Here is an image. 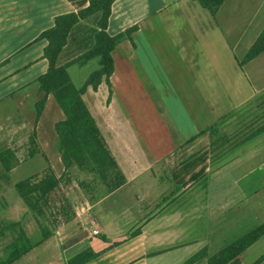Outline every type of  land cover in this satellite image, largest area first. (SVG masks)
<instances>
[{"label": "crops", "instance_id": "1", "mask_svg": "<svg viewBox=\"0 0 264 264\" xmlns=\"http://www.w3.org/2000/svg\"><path fill=\"white\" fill-rule=\"evenodd\" d=\"M88 2L0 0V143L16 155L11 172L24 173L9 190L11 221L26 213L13 188L17 181L48 166L56 175L58 166L64 169L55 132L64 114L52 94L35 123L42 95L37 79L48 67L47 41L40 35L56 16ZM92 23L90 18L75 26L59 65L84 50ZM131 27V39L123 38L111 52L110 92L103 80L82 96L124 183L73 205L74 219L37 246L23 228L10 232L9 253L17 243L32 244L27 254L51 252L50 261L55 256L62 264L87 248L97 256L85 264H182L203 248L209 255L221 250L228 237L240 231L243 236L264 216V187L259 191L247 181L244 187H222L218 181L229 169H240L232 179L238 185L264 168V160L248 165L264 142V132L248 138L264 124V52L238 65L264 27V0H224L214 16L193 0H115L107 33ZM213 28L218 43L208 41ZM240 46L237 57L233 48ZM90 64L98 69V58L68 67L81 86ZM92 229L98 233L88 237ZM256 242L227 264H253L264 253L243 256Z\"/></svg>", "mask_w": 264, "mask_h": 264}, {"label": "trees", "instance_id": "2", "mask_svg": "<svg viewBox=\"0 0 264 264\" xmlns=\"http://www.w3.org/2000/svg\"><path fill=\"white\" fill-rule=\"evenodd\" d=\"M115 0H89L88 5L78 10L58 15L54 18L51 28L41 33L40 38L47 41L43 50V57L47 60L46 72L37 79L39 93L41 97L35 103V123L38 122L47 99V95L52 94L57 105L64 114V119L55 124L57 134V150L64 171L72 167L81 170H90L97 173L102 180L111 176L114 181L110 184L109 190H113L124 183V177L116 162L108 151L107 145L97 128L94 119L90 115L83 94L87 88L97 90L99 84L104 80L110 92L109 78L113 72V60L111 52L123 38L131 39L132 32L136 27H131L116 35H109L106 31L108 19L111 13V6ZM201 7L207 9L212 15L215 14L224 0H193ZM93 19V27L89 29V36L84 45V50L70 61L59 65L58 59L63 49L68 43V39L73 29L81 20ZM264 52V27L249 47L244 57L238 61L242 67L253 58ZM98 58L99 68L91 72L83 85L77 88L68 73V67L77 64L83 66L90 60ZM264 132V124L255 129L248 138ZM34 144V134L29 139ZM17 158L14 152L9 149L0 151V165L5 172H9L16 164ZM61 177H58L54 170L48 168L41 174H35L17 181L13 188L19 196L26 210L30 212L39 224L40 239L33 246H37L52 236L53 231L59 224L72 221L75 213L69 205L64 195H56L60 185ZM61 202L62 222L58 221V215L54 212V205ZM57 210V209H56ZM48 218L52 228H49L44 221ZM16 223L10 225L15 226ZM9 226V227H10ZM264 236V222L245 233L240 238L234 240L221 250L212 255L203 248L193 256L185 260L182 264H193L202 258H206L207 264H227L253 243ZM32 245V244H31ZM31 245L14 244L9 256L0 264H12L22 256L26 255ZM90 248L74 255L67 260V264H85L96 257ZM264 260V254L253 264H259Z\"/></svg>", "mask_w": 264, "mask_h": 264}, {"label": "rangeland", "instance_id": "3", "mask_svg": "<svg viewBox=\"0 0 264 264\" xmlns=\"http://www.w3.org/2000/svg\"><path fill=\"white\" fill-rule=\"evenodd\" d=\"M171 0H165V2H170ZM214 16V15H213ZM229 18V16L227 17ZM217 30L213 28L212 33H211V38H209L208 41H213L215 43L219 42V38L217 37L216 34ZM222 33H220L221 35ZM250 34V33H248ZM249 36V35H248ZM221 37V36H220ZM221 39V38H220ZM231 42V41H230ZM216 50H221L223 51V46L221 47L219 44H213L212 45ZM233 48V47H232ZM235 52V55L237 57L241 56V46L237 48H233V53ZM223 53V52H222ZM233 61V56L228 54V60ZM227 61V58H226ZM88 71H86V74H90L94 70L97 69L96 67H91V64L87 66L86 68ZM77 73H79V70H76ZM259 71V69H258ZM69 74L72 77V81L74 85L79 88L81 86V81L79 80V76L75 75V72L73 69H70L68 71ZM247 73L252 75L251 68H248ZM55 103V102H54ZM51 119V118H50ZM48 118H46V122H48ZM33 135V134H32ZM7 143H0V151L3 147L7 146ZM260 148V152L257 154L256 157H253L251 161H249L248 165L253 163L254 165H258L263 162L264 160V142L261 144V146L257 147L256 149L258 150ZM16 165V164H15ZM59 167V172L57 175L58 177H61L60 179V185L59 188L57 189V192L55 193L53 197H59L64 195V197L67 199L69 205L73 209V205H79V202H83V199H88L91 201V199L96 196V194L103 193V189L107 190L110 186V184L114 181V179L111 176H108L106 180H102L100 176L92 172L90 170H81L77 167H72L70 169H67L64 171V169H60ZM62 168V166H61ZM13 169V168H12ZM11 169V170H12ZM11 170L8 173L3 172V168L0 165V187H2L3 194L0 195V263L4 261L8 256H9V247H12L8 242L10 241V232L16 231L17 229L23 228L24 232L28 234L30 240L32 241V244H36L37 241L40 239L41 234L39 231V224L35 217L26 210V213L19 218V220L16 222L11 221L9 218H7V200L10 201L9 198V190L11 189L12 182L15 180V177L19 175H23L24 173L19 172H11ZM240 169L239 170H234L229 169V171L225 174L220 175V178L218 181L223 182L222 187H244L245 182L247 181L249 183V187H256L257 190L262 191L264 187V168H258L253 174L247 176L242 180V182L238 183V185H234L232 183V179H234L238 174H240ZM11 172V173H10ZM3 175V176H2ZM143 179V178H140ZM164 185V184H161ZM137 187H141L139 182H137ZM203 187V186H201ZM15 191V190H14ZM105 192V191H104ZM261 204H264L263 201H261ZM54 207V212L57 214L60 213L61 210V202L57 201V198L55 202L53 203ZM57 209V210H56ZM264 209V207H263ZM262 210V209H261ZM74 211V210H73ZM4 215V216H2ZM59 217L57 218L58 221L61 223L63 218L61 217V214L58 215ZM264 222V216H260L257 220L253 221L254 227L258 226L259 224ZM13 223H16L15 226L11 227ZM46 225L49 228H52L50 221L48 218L44 221ZM62 224H59L61 226ZM10 226V227H9ZM252 227V228H254ZM247 229V227H245ZM57 229V228H56ZM55 229V230H56ZM244 229V230H246ZM54 230V231H55ZM53 231V232H54ZM246 232V231H245ZM23 234V232L21 233ZM242 236V233H236L230 237H228V240H225L223 244H230L232 241V238ZM8 243V245H6ZM264 253V237L261 238L256 244L248 250L243 256L245 259H251V258H257L261 254ZM51 252H48L46 250H34L30 252L29 254H26L13 262L12 264H62L59 260L55 261V256L52 258L53 261H50Z\"/></svg>", "mask_w": 264, "mask_h": 264}, {"label": "built area", "instance_id": "4", "mask_svg": "<svg viewBox=\"0 0 264 264\" xmlns=\"http://www.w3.org/2000/svg\"><path fill=\"white\" fill-rule=\"evenodd\" d=\"M98 233V231L96 229H92L91 231L87 232L86 234L88 235V237L90 236H94Z\"/></svg>", "mask_w": 264, "mask_h": 264}]
</instances>
